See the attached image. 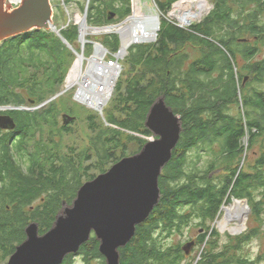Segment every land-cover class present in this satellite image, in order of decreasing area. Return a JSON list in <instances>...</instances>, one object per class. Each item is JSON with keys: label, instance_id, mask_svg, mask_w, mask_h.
Wrapping results in <instances>:
<instances>
[{"label": "trees", "instance_id": "16d2710c", "mask_svg": "<svg viewBox=\"0 0 264 264\" xmlns=\"http://www.w3.org/2000/svg\"><path fill=\"white\" fill-rule=\"evenodd\" d=\"M113 1L122 5L116 7ZM178 1L158 5L167 15ZM80 4L85 11L86 5ZM130 5L124 0H90L88 26L108 24V10L124 20L132 13ZM160 29L157 43L134 46L126 57L125 68L131 70L117 87L115 105L121 118L111 110L104 127L90 117L95 135L82 152H63L69 127L60 123L62 102L53 101L37 112L6 113L15 119L16 129H0V264L27 239L31 223L39 225L40 235L53 228L66 204H73L83 180L96 177L89 175L93 168L105 173L119 161L117 153L126 156L129 144L148 143L133 133L144 131L142 135L151 137L145 121L162 97L181 118V139L161 173L160 202L120 249V264H182L190 257L183 251L186 243L173 245L170 238L194 221L205 229L195 241L201 251L197 264H257L245 256L244 247L258 229L228 236L217 250L222 235L211 225L233 198L247 200L257 220L264 213V57L258 58L264 54V0H216L202 24L185 30L165 19ZM61 35L79 52L78 27L69 26ZM102 43L114 50L120 45L117 37ZM188 47L195 55L189 56ZM75 59L50 31L35 30L4 41L0 107H34L53 98ZM248 152L254 163L245 157ZM91 161L95 165L87 166ZM247 164L250 171L245 170ZM37 201L41 203L35 206ZM100 253V241L92 233L79 253L68 255L63 264L78 259L107 264Z\"/></svg>", "mask_w": 264, "mask_h": 264}, {"label": "water", "instance_id": "95a60500", "mask_svg": "<svg viewBox=\"0 0 264 264\" xmlns=\"http://www.w3.org/2000/svg\"><path fill=\"white\" fill-rule=\"evenodd\" d=\"M131 6L134 14V2ZM53 21L51 0H23L18 8L11 11L6 9L5 0H0V44L25 33L45 30L60 37L77 57L83 56V48L81 53L72 48ZM72 120L73 117L64 116L65 125ZM180 120L166 104L165 98H160L145 121L153 139L141 153L123 158L109 171L85 183L72 207L64 209V214L58 216L46 234L40 235L39 225L31 223L25 230L27 239L17 246L7 264H63L68 255L79 253L81 247L90 241L92 233L100 241V254L107 264H120V249L131 242L136 226L144 223L160 202L159 180L181 139ZM15 127L12 116L0 115L1 130L14 131ZM242 202L248 204L247 200ZM194 247V241L188 242L183 251L190 256Z\"/></svg>", "mask_w": 264, "mask_h": 264}, {"label": "rangeland", "instance_id": "374dc122", "mask_svg": "<svg viewBox=\"0 0 264 264\" xmlns=\"http://www.w3.org/2000/svg\"><path fill=\"white\" fill-rule=\"evenodd\" d=\"M68 1H69V3H67ZM124 1H125L126 4H131V5H132V2H133V0H124ZM153 1H154V5L159 10L160 17H158V18H159V21H161V23H162V20L166 19L170 23H172L174 25H177L178 27H180L182 29H185V30L188 29L189 30V28H191L193 25H197L199 23L202 24V22L212 12V10L214 8V1H216V0H204L205 3H207L206 6H207L208 12L205 15H203V17L200 20L199 19L198 20H194L189 25V27L188 26H182L179 18H176V17L172 16V13H174L175 10H176V5L182 0L176 2L169 11H166L167 15H165L161 11V9H160V7L158 5L159 4L158 1L159 2L161 1V3H166V0H153ZM6 2H7V0H6ZM51 2H52V5L54 6V21H53L54 25L59 30H62V31L64 29H68L69 26H71V27L72 26H76V27H78V34H79L80 30H81V28H80L81 25H80L79 20L80 19L84 20L86 13L88 14V12L86 11L87 10L86 7H88V5H89L88 3H90L89 0H51ZM80 3H84V5H86L85 11H81V9H80L81 4ZM120 3L121 2H114L113 1V4L116 7L121 6L122 4H120ZM110 12L111 11H109V10L107 11L108 14ZM134 14H133V11H132L131 15L128 16L127 18H124V20L118 14L119 20L116 21V22L107 20L108 24H106V25H103V26H90V28H116V27L120 26L119 29H121L122 28L121 26L123 24H125L130 18H132V16H134ZM106 18H107V16H106ZM87 20H88V18H86V20H85L86 21V23H85L86 25H88V21ZM75 21H78V22H75ZM159 33H158L157 38L154 39V41H152L151 43L147 42V43H138V44L135 43V44H132V46L130 47L129 51L127 52L128 54H122V55L125 56L124 62H123L124 69H123L122 75L120 76V79L115 84L116 88H115L114 92L112 93L111 97H109V99L107 101V104L104 107V109L101 111L103 113V115L100 112H94V110L87 109V108L83 107L82 105L73 102L75 100V99L72 100L74 98L75 91L74 90H69V91L65 92L66 91L65 89H67L65 86L67 85L68 76H67V79H66L64 85L61 86V89L56 94V96L59 93H62V94L60 96L58 95V97L55 98V99H53V98L56 97V96L51 98L52 101H51V99H49V100H47L45 102V103H47L48 101H49V103H51L53 101H57L59 103L62 102L65 110H67V111L64 110L63 112H61V117H60V123L62 124V126L69 127V132L65 133L64 134V138H63L64 139L63 140V146H64V149L66 150V151H63V152L67 153V151L69 149L75 148L76 152L79 153V152H82V150H85V149H87L89 147L90 141H91V137L95 135V132H93L92 129H91V125H90L91 122L89 120L90 117H92L94 119L93 121L97 125H103V126H104V124H105V126L109 125L108 124L109 122L106 120V118L108 117V113L111 112V110L115 111V116H117L118 118H121L120 114L117 113L118 111H116L117 108H115V105L118 103L117 102V99H118L117 97H119V92H120V91H118L117 87H119V85H121V84H124V82L126 81V78L128 77V73L131 70V68L130 69L127 68V67L125 68L126 57L129 56L130 50L134 46L150 45V44L157 43L158 40L160 39ZM61 34H62V32H61ZM54 35H56V34L54 33ZM122 35H123L122 33H119L117 31H114V32H100L98 34H96V33L94 34L92 32L91 35H89L87 37V39H86L87 40V42L85 44V56H86V58H90L89 56H92L94 54V51H93L94 50V47H93L94 45L92 44V42H98V43L100 42V43H102L103 41H106L107 38L110 39V38L117 37L118 40L120 41V45H118L119 46L118 50H114V49L108 47L110 52H113L114 54H117L118 52L121 51V45H122L121 44L122 43L121 42V36ZM75 44H76L75 47H77L79 49V52H81V49L83 48L82 47L83 45L80 42V34L77 37ZM187 51L189 53V56L195 55V52H194L195 50L192 47H188ZM263 57H264V54L260 55L258 58L259 59H263ZM76 59H78L77 56H76ZM76 59H75V62H76ZM86 65H87V61L85 63V66ZM72 68H73V66H72ZM247 77L249 78V76H247ZM248 78H246L247 81H248ZM45 103H43L41 105H38V106H34V107H20V108H16V109H14V106H6V107L2 106V107H0V113H1L0 115H4V114H6V112H9V111L11 112L12 110H22L23 112L24 111H28V112H35L36 111L37 112V110H39L42 107V105H44ZM63 115H70V116H72L74 118V120L70 121L68 124L65 125L64 119H62ZM2 131L7 132L6 130H2ZM143 133H145V132L142 131L141 134L133 133V134H135L133 136H135V137H137L139 139H144V140L147 139V142H149L151 139H153V134L151 135V137L147 136V138H146L145 135H142ZM44 134H45V139H46L49 136V129L48 128H46ZM56 139H58V138H56ZM247 143H248V139H245L244 145L246 144V146H247L248 145ZM33 146H34L33 144H31L29 146L31 151L34 148ZM144 146L145 145L141 144V142H133V143L129 144V148H128L127 152H126V156L125 157H131V156H134L136 154L141 153V151L143 150L142 148ZM245 152H247V150ZM250 156H251V153H249V152L245 155V157H247V159L253 161V163H254L255 162V158L253 157V155L251 157ZM125 157H123V153L122 152L117 153V158H119V161H121ZM94 162L95 161H91V163L90 162L87 163V166L93 165ZM115 164H117V163L115 162ZM115 164H112L111 166H109L107 171H109ZM248 166H249L248 164H247V167L245 166V168H246L245 170L246 171H250L249 170L250 168ZM100 174H101L100 172L96 171V169L93 168L90 171L89 175L97 177ZM95 178H92V179L85 178L83 180V183L85 184V183H87L89 181L94 180ZM235 200L236 201H243V200H237V199L233 198L231 202H227L226 201V203L222 206V208L224 206L229 207L232 203H234ZM40 203H41L40 201H37L34 205L36 206V205H38ZM69 207H72V205H67L66 204L65 208H69ZM246 207H247V210L250 208L249 203L246 205ZM222 208L220 209V212H219V215L217 216V219L211 225L212 228H215L222 235V238H220L219 241H218L219 248H217V250L221 249V247L224 246V244H226L228 242V236H234V237L235 236H240L242 234L247 233V231L250 230V229H254V230L258 229L260 233L257 234V237H255L250 243L245 244L244 254H245V256L249 257L255 263L264 264V213L262 214V218H260V220H257L251 214V209H249L248 212H247V218H246V223L247 224L245 225L244 230L241 233L237 234V235H232L230 232H226V233L222 232L223 226H221L220 223L223 222V220H224V218L226 216V212L222 211ZM63 214H64V210H62V213L59 216H62ZM228 221L230 222L227 225L228 229H231V228H233V227H235L237 225V223H235V222H233L231 220H228ZM197 223L198 222H196V221L191 222L188 227H185L182 230L181 233L175 234L174 236H172V238H170V242L173 245H177V244H180V243L183 244V243H188V242H191V241H194V242L197 241L199 239V236H201V234H203L205 232L204 227L199 226ZM203 248H205V245H203L202 249ZM198 249H199V246L195 242V247H194V249H192L190 257L186 258L185 261L182 264H192V262L197 264L198 261L200 260V256H201V251H199ZM9 259L7 261H5L4 263H2V264H7ZM75 264H84V263H83L82 259H78V260L75 261ZM94 264H97V262H95Z\"/></svg>", "mask_w": 264, "mask_h": 264}, {"label": "bare ground", "instance_id": "6f19581e", "mask_svg": "<svg viewBox=\"0 0 264 264\" xmlns=\"http://www.w3.org/2000/svg\"><path fill=\"white\" fill-rule=\"evenodd\" d=\"M133 2L135 5V14L121 26V29H119V26L116 28H96L92 29V31L86 27L84 20L80 19V41L86 42L87 37L92 32L98 34L100 32L117 31L122 34H130V37L125 35L123 38L124 44L122 45V54H128L127 52L132 44L151 43L154 41V39L157 38L159 30H161V21H159L158 18L160 17L159 10L154 5L153 0H133ZM206 4L207 3H205L204 0H182L176 5V10L172 13V16L179 18L182 26L189 27L194 20H200L203 15L208 12ZM83 62L84 60L82 56H79L78 59H76L75 65L72 69L73 71L71 73L70 82L78 79L79 74L77 72L81 70ZM248 210L246 204L242 201L235 200L229 207L224 206L222 211L226 212V216L223 222L220 223V225L223 226L222 232H230L232 235L241 233L247 224L246 218ZM228 220L237 223V225L228 229L227 225L230 223Z\"/></svg>", "mask_w": 264, "mask_h": 264}, {"label": "built area", "instance_id": "2783aa9c", "mask_svg": "<svg viewBox=\"0 0 264 264\" xmlns=\"http://www.w3.org/2000/svg\"><path fill=\"white\" fill-rule=\"evenodd\" d=\"M22 1L23 0H7L6 2L5 0L6 9L9 11L14 10L22 4ZM125 35L130 37V35L123 34L121 36L122 45L124 44L123 38ZM86 42H81L83 45L82 57L84 62L82 63L81 70L77 72L79 74L78 79L70 82L71 73L73 71L72 68L70 73H68L67 85L65 86L67 89L64 91L67 92L69 90H74L75 95L73 99H75L74 101L76 103L87 109L94 110V112H100L103 115L101 111L104 109L109 97H111L114 92L116 88L115 84L120 79L124 69L123 62L125 56L122 55L123 46L121 45L120 52L114 54L113 52H110L109 48L104 46L102 43L92 42L94 45V54L89 56L90 58H86ZM86 61L87 65L85 66Z\"/></svg>", "mask_w": 264, "mask_h": 264}, {"label": "flooded vegetation", "instance_id": "af4514ba", "mask_svg": "<svg viewBox=\"0 0 264 264\" xmlns=\"http://www.w3.org/2000/svg\"><path fill=\"white\" fill-rule=\"evenodd\" d=\"M109 11H111L109 14L107 13V19L106 20H108V21H113V22H116V21H118L119 20V18H118V14L114 11V10H109ZM64 116L65 115H63V118L62 119H64ZM70 116V115H69ZM72 117V116H71ZM8 132V131H7Z\"/></svg>", "mask_w": 264, "mask_h": 264}]
</instances>
